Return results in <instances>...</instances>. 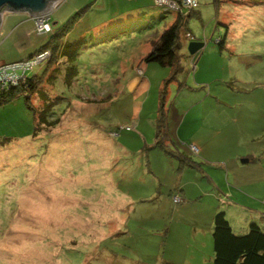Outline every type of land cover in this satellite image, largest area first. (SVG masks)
Masks as SVG:
<instances>
[{"label":"rangeland","instance_id":"1","mask_svg":"<svg viewBox=\"0 0 264 264\" xmlns=\"http://www.w3.org/2000/svg\"><path fill=\"white\" fill-rule=\"evenodd\" d=\"M144 4L60 0L47 33L4 12L0 64L27 58L77 12L63 40L81 43L71 84L59 74L44 85L55 127L35 134L23 95L0 106V264H212L217 211L237 232L264 223V0L226 3L216 31L214 11L189 17L206 46L193 65L184 42L174 79L142 58L175 12ZM161 104L166 148L194 166L154 145Z\"/></svg>","mask_w":264,"mask_h":264},{"label":"trees","instance_id":"2","mask_svg":"<svg viewBox=\"0 0 264 264\" xmlns=\"http://www.w3.org/2000/svg\"><path fill=\"white\" fill-rule=\"evenodd\" d=\"M155 5L157 4L155 3ZM157 6L162 9V12L173 11L164 9V7L159 5ZM197 7L198 5L189 11L182 9L173 11L175 12V16L172 23L162 31L155 41H153L149 52L142 58L145 62H155L163 66H169L172 71V79L183 71V65L181 63L183 54L181 50L184 46V42L187 40H195L194 35L188 27V19L195 14L194 12ZM77 14L78 12L75 14V17ZM75 17H70L62 27L53 30L49 40L31 54L33 55L41 50L49 49L51 51V57H55L56 61L59 59L56 65L52 66L51 69L49 66L44 67L41 74H34L30 77L26 76L25 80L21 81L16 86H0V106L16 97L21 95L24 96L26 105L33 111L35 134L43 130L42 125L48 129H52L59 121L50 111V106L52 105L50 101L52 100H50L44 85L46 83H51L53 85L59 74L63 78V82L70 85L76 73L75 64L73 62L81 41L78 39L73 42L63 40L64 35L67 34L70 30L69 28L75 23ZM216 28H218L217 25ZM187 33L190 37H187ZM216 41L219 47L223 48L225 36L220 35L219 39H216ZM200 51L201 50L197 51L190 58L189 61L193 60V65L196 61L195 56L198 55ZM62 58H65V63L63 64L60 62ZM33 94H36L40 101L38 106H33L31 102V95ZM48 99L50 101H48ZM155 127L156 140L154 145L160 147L172 156L178 157L182 164H188L190 166L196 164V162L194 163V161H191L189 157L179 150L175 151L166 148L167 142L165 138L168 135V127L166 113L162 104L158 110ZM180 168H182V166H180ZM211 235L213 247L212 264H264V224L260 225L255 221H251L246 231L237 232L232 228L229 219L226 217L225 211L221 210L213 215Z\"/></svg>","mask_w":264,"mask_h":264},{"label":"built area","instance_id":"3","mask_svg":"<svg viewBox=\"0 0 264 264\" xmlns=\"http://www.w3.org/2000/svg\"><path fill=\"white\" fill-rule=\"evenodd\" d=\"M155 3L164 9L170 10H191L198 5L197 0H155ZM36 31L38 33H47L51 31L49 22V13L37 17H33ZM187 37L190 35L187 33ZM51 51L49 49L41 50L28 58L5 62L0 64V86L10 87L16 86L21 81L25 80L26 74L33 70L36 66H40L46 62ZM175 202L181 201L180 197H173Z\"/></svg>","mask_w":264,"mask_h":264},{"label":"crops","instance_id":"4","mask_svg":"<svg viewBox=\"0 0 264 264\" xmlns=\"http://www.w3.org/2000/svg\"><path fill=\"white\" fill-rule=\"evenodd\" d=\"M198 1V7L196 8V10H195V15L197 16V17H199V18H203V14L204 13H212V11H214V18H215V20H216V24H217V26H223V24H225L224 22H226V20L228 19V13H227V9H225V8H223V6H225V5H227V4H229L230 6H232L233 8H231L232 10H234L235 9V7H236V2L237 1H239V0H197ZM227 3V4H226ZM235 3V4H234ZM152 4V0H148V2L146 3V0H145V4L143 5V6H140V7H144L145 9L144 10H146V12L148 13V14H152V9L154 8V7H152L153 5H151ZM150 12V13H149ZM18 15H20V16H22L21 17V19L22 20H20L19 21V27L22 25V24H24L25 22H28V21H32V17L31 16H29L27 13H25V12H19L18 13ZM202 16V17H201ZM2 20H1V23L3 22V20H4V12L2 13ZM33 22V21H32ZM17 24V25H18ZM215 31L218 29V28H216V26H215ZM193 33V32H192ZM206 32H205V30H204V32H203V34H205ZM193 35H194V33H193ZM212 35L213 34H210V37H212ZM196 38V37H195ZM206 39V37L205 36H203V38H202V42L204 41ZM197 40H199V39H197ZM201 40V39H200ZM206 46V44L204 43V45H203V48ZM203 48H201V49H203ZM200 49V50H201ZM31 55V54H30ZM184 154V153H183ZM195 163V162H194ZM196 164H197V162H196ZM195 165V164H194ZM198 170V169H197ZM181 191L183 190V189H180ZM231 203H234V205H238V204H236L235 202H231ZM229 203H227V205H228ZM233 205V204H232ZM219 207V206H218ZM230 207V206H229ZM233 207H236V206H233ZM239 207H241V206H239ZM219 209V208H218ZM227 208L226 209H224V211H225V213H226V217H227V215H228V213H227ZM243 213H247L246 211L245 212H243ZM228 218V217H227ZM263 221H264V218L262 219ZM264 223H262L261 225H263Z\"/></svg>","mask_w":264,"mask_h":264},{"label":"water","instance_id":"5","mask_svg":"<svg viewBox=\"0 0 264 264\" xmlns=\"http://www.w3.org/2000/svg\"><path fill=\"white\" fill-rule=\"evenodd\" d=\"M60 0H0V24L2 13L25 12L29 16L37 17L48 14ZM204 43L200 41H190L187 45L188 53L193 55L203 47Z\"/></svg>","mask_w":264,"mask_h":264}]
</instances>
